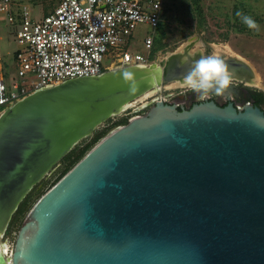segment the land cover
<instances>
[{"label":"water","instance_id":"1","mask_svg":"<svg viewBox=\"0 0 264 264\" xmlns=\"http://www.w3.org/2000/svg\"><path fill=\"white\" fill-rule=\"evenodd\" d=\"M225 61L235 77L254 74L245 59ZM107 72L39 90L5 111L0 224L7 228L32 188L115 115L121 97L142 93ZM6 254L0 264H264V109L150 104L109 129L39 198L10 262Z\"/></svg>","mask_w":264,"mask_h":264},{"label":"built area","instance_id":"2","mask_svg":"<svg viewBox=\"0 0 264 264\" xmlns=\"http://www.w3.org/2000/svg\"><path fill=\"white\" fill-rule=\"evenodd\" d=\"M165 3L59 0L53 10L36 18L27 3L0 0V14L14 25L18 44L13 53L14 70L0 76V114L47 87L99 76L129 63L148 64L153 34L145 31L146 55L133 52L131 45L141 24L157 29Z\"/></svg>","mask_w":264,"mask_h":264},{"label":"rangeland","instance_id":"3","mask_svg":"<svg viewBox=\"0 0 264 264\" xmlns=\"http://www.w3.org/2000/svg\"><path fill=\"white\" fill-rule=\"evenodd\" d=\"M20 1L30 6L31 14L36 18H41L59 3V0ZM237 11L252 17L259 25V31L249 29L241 18L236 16ZM145 31L155 37V43L150 52L149 66L157 64L159 60L164 59L183 44L193 40L201 41L200 47L194 43L192 48H202L203 55L215 54L214 47H218L226 52L227 56H242L259 75L261 85H256V88L264 93V0H166L157 29L146 23L138 27L137 37L131 45L133 52L147 54L144 46ZM158 36L162 37V46L153 53L154 47L157 46ZM17 47L14 25L7 21L5 15L0 14V76L14 70L13 53ZM105 62L109 63V61ZM171 84V80H165L162 86H159L161 90H156L158 92L146 98L139 96L132 106L107 119L82 141L88 143L97 131L106 134L115 126L127 124L134 116L146 114L152 101L159 100L160 97H167L171 100V97H168L169 93L174 97L188 89L185 86H171ZM104 135L93 142L91 147ZM63 158L32 188L13 214L2 235V240L8 242L12 249L17 234L35 203L80 160L70 163V160L65 161Z\"/></svg>","mask_w":264,"mask_h":264},{"label":"bare ground","instance_id":"4","mask_svg":"<svg viewBox=\"0 0 264 264\" xmlns=\"http://www.w3.org/2000/svg\"><path fill=\"white\" fill-rule=\"evenodd\" d=\"M200 42L201 41L193 40L192 42L183 44L182 46L177 48L174 52L166 56L164 59L159 60L157 64L160 66H158L157 64H153L149 66V64L146 63H139V64L129 63L121 67L113 68L112 70L107 72L110 74H116L118 75L120 80H123L122 73L125 70L131 71L133 73V80L140 85V91H142L140 95L136 96L133 99H129L124 96L121 97L120 98L121 102L117 103L118 108L115 110V115L123 112L124 110L132 106L135 100L139 96L146 98L152 95L154 92H158L159 90H161L159 89V86H162V82L168 78L169 68L172 72L175 71L178 73V74L174 73L175 76L171 80L172 81L171 86H184L182 84V75L186 73V71L188 70V68L190 67L193 61L199 59L201 56H204L202 48L199 49L192 48V45H194V43H196V45L200 47ZM214 53L215 55L226 54V52H224L218 47L216 48L214 47ZM235 56L244 59L240 55H235ZM246 80L251 85H259V86L261 85L260 77L255 71L252 76L246 77ZM5 113L6 112L0 114V120L5 115ZM5 230H6L5 225L0 224V254L2 252H4L5 254L7 253L6 258L8 259V262H10L13 249L11 248L8 242L2 240V235L4 234Z\"/></svg>","mask_w":264,"mask_h":264},{"label":"clouds","instance_id":"5","mask_svg":"<svg viewBox=\"0 0 264 264\" xmlns=\"http://www.w3.org/2000/svg\"><path fill=\"white\" fill-rule=\"evenodd\" d=\"M236 16L240 17L249 29L259 31V25L252 17L239 11L236 12ZM122 77L125 81H132L130 90L134 92L136 84L133 73L125 70ZM234 77V70L222 57L209 54L192 62L186 73L182 75V84L199 96L231 94L230 88Z\"/></svg>","mask_w":264,"mask_h":264},{"label":"flooded vegetation","instance_id":"6","mask_svg":"<svg viewBox=\"0 0 264 264\" xmlns=\"http://www.w3.org/2000/svg\"><path fill=\"white\" fill-rule=\"evenodd\" d=\"M222 57L224 60H227L230 56L227 55H217ZM170 72V74H169ZM178 74L175 71H171L168 69V78L166 80H172L175 74ZM253 88H252V87ZM255 87V88H254ZM231 94H222L215 95L210 94L208 96H199L191 90L187 89L186 92H181L174 97L172 94H168V97H171V100H166L169 103H175L179 108H191L196 103H201L209 100L215 101L217 104L221 106H225L229 103H233L237 108H242L247 103H252L256 106H260L264 109V97L263 95H259L260 90L256 88V85H251L247 82L246 78L243 77H234L231 88ZM256 95V96H255ZM258 98H261L259 100ZM158 100L152 101V104Z\"/></svg>","mask_w":264,"mask_h":264},{"label":"trees","instance_id":"7","mask_svg":"<svg viewBox=\"0 0 264 264\" xmlns=\"http://www.w3.org/2000/svg\"><path fill=\"white\" fill-rule=\"evenodd\" d=\"M157 46L154 47L153 53L156 52V50L160 49L162 46V37L158 36L156 39ZM264 93L262 91L259 92V95H263ZM256 96V95H255ZM264 97V95H263ZM261 100V98H258ZM105 132H96L95 135L92 137V140L88 143L86 141L79 142L67 155L64 156L63 160H70V163H73L79 159H81L88 149L91 147L92 143L97 141L102 135H104Z\"/></svg>","mask_w":264,"mask_h":264}]
</instances>
